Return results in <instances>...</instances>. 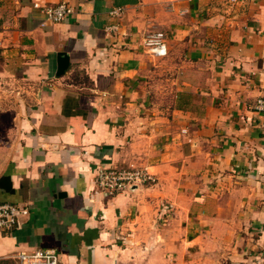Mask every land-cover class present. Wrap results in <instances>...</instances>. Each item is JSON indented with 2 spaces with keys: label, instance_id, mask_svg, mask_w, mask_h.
Here are the masks:
<instances>
[{
  "label": "crops",
  "instance_id": "crops-1",
  "mask_svg": "<svg viewBox=\"0 0 264 264\" xmlns=\"http://www.w3.org/2000/svg\"><path fill=\"white\" fill-rule=\"evenodd\" d=\"M59 1L0 0V201L30 208L0 262L264 264V0H65L41 26ZM131 163L157 183L97 190Z\"/></svg>",
  "mask_w": 264,
  "mask_h": 264
},
{
  "label": "built area",
  "instance_id": "built-area-1",
  "mask_svg": "<svg viewBox=\"0 0 264 264\" xmlns=\"http://www.w3.org/2000/svg\"><path fill=\"white\" fill-rule=\"evenodd\" d=\"M237 1V0H232ZM43 13L41 26L48 23H55L65 20L71 12L69 3L65 0L55 4L41 5L34 4ZM123 12L121 7L111 10V14L120 15ZM110 29H118V24L109 26ZM149 51L158 57L168 54L166 37L163 32L150 34L145 41ZM251 108L259 113H264V95L259 96L252 104ZM158 178L147 166L131 163L125 167L99 166L97 169L95 182L97 190L106 195H115L122 192L131 191L134 187L143 185H153ZM30 214L29 206L9 201H0V230L11 232L20 226L22 217ZM18 264H59V257L54 249L36 248L34 250H22L13 256Z\"/></svg>",
  "mask_w": 264,
  "mask_h": 264
},
{
  "label": "rangeland",
  "instance_id": "rangeland-1",
  "mask_svg": "<svg viewBox=\"0 0 264 264\" xmlns=\"http://www.w3.org/2000/svg\"><path fill=\"white\" fill-rule=\"evenodd\" d=\"M169 70H164L163 69V67H162V71H161V73H162V75H166V74H168L169 72H168ZM171 72H173V70H171ZM169 83H167V82H161L160 83V91L161 90H163V89H168L169 88ZM165 98H163V99H161L162 101L164 100ZM128 166V165H127ZM114 167H118V166H114ZM143 186H145V185H143ZM97 187V186H96ZM116 195V194H115ZM21 204V203H20ZM0 232H2L1 230H0ZM0 264H3V263H0ZM6 264H16L15 262L14 263H6Z\"/></svg>",
  "mask_w": 264,
  "mask_h": 264
},
{
  "label": "trees",
  "instance_id": "trees-1",
  "mask_svg": "<svg viewBox=\"0 0 264 264\" xmlns=\"http://www.w3.org/2000/svg\"><path fill=\"white\" fill-rule=\"evenodd\" d=\"M0 263L6 264V263H9V262L5 260V261H2Z\"/></svg>",
  "mask_w": 264,
  "mask_h": 264
},
{
  "label": "water",
  "instance_id": "water-1",
  "mask_svg": "<svg viewBox=\"0 0 264 264\" xmlns=\"http://www.w3.org/2000/svg\"><path fill=\"white\" fill-rule=\"evenodd\" d=\"M136 187H134L133 189H135Z\"/></svg>",
  "mask_w": 264,
  "mask_h": 264
}]
</instances>
